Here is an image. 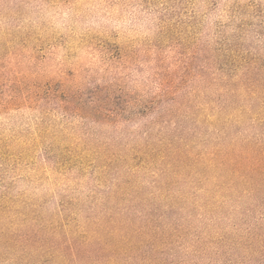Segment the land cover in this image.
<instances>
[{
  "label": "rangeland",
  "instance_id": "rangeland-1",
  "mask_svg": "<svg viewBox=\"0 0 264 264\" xmlns=\"http://www.w3.org/2000/svg\"><path fill=\"white\" fill-rule=\"evenodd\" d=\"M263 152L264 0H0V264H264Z\"/></svg>",
  "mask_w": 264,
  "mask_h": 264
},
{
  "label": "trees",
  "instance_id": "trees-1",
  "mask_svg": "<svg viewBox=\"0 0 264 264\" xmlns=\"http://www.w3.org/2000/svg\"><path fill=\"white\" fill-rule=\"evenodd\" d=\"M262 154V156L259 155L256 156V158L251 157L253 162L251 163L249 169L251 173L258 175V177L264 178V152Z\"/></svg>",
  "mask_w": 264,
  "mask_h": 264
}]
</instances>
